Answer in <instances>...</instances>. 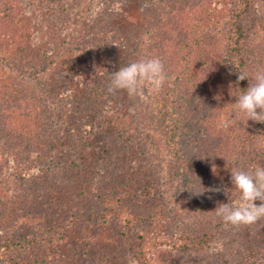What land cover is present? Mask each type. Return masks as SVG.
I'll return each mask as SVG.
<instances>
[{"label": "rangeland", "instance_id": "obj_1", "mask_svg": "<svg viewBox=\"0 0 264 264\" xmlns=\"http://www.w3.org/2000/svg\"><path fill=\"white\" fill-rule=\"evenodd\" d=\"M5 1L16 3L22 1L23 13L15 2L8 11ZM235 9L236 0H0V41L5 32L8 34L5 39H11L2 42L3 45L0 46V84L6 79H19L32 89L36 100L39 97V108L34 109L38 113H32L33 119L29 116L24 124L27 135L33 137L36 131L43 133V139H50L52 135V140L46 144H49L50 148L57 146L65 150L69 156V152L80 151L85 147L84 143L81 148L77 146L73 148L75 138H69L67 142L66 137L62 139L60 137L68 136L65 131L70 124L76 129L85 125L89 127L96 107L95 100L89 93L93 86L103 89L110 98L117 97L124 108L128 107L127 111L125 110L128 113L126 119L137 125L140 135H135L128 147L122 144L116 135L107 134L105 127H100L94 121L92 127L96 136L103 137L105 144L96 149L94 154L91 152L88 161L81 160L85 162L87 173L81 172L77 166H64L54 159L43 163L41 158L33 156L25 162L14 154L5 157L0 155V165L2 163L0 218L3 216L8 218V214L15 218L17 215L34 211V208L25 201L24 193L29 187L26 180L28 176L33 175L39 160L43 166H50L55 178L62 180L69 189H75L74 181L83 178L89 180L88 175L93 174L87 167V162L92 161V156L98 160L96 167L103 169L109 178L116 180L118 168L126 152H132L128 154L130 157L138 158L137 163L148 161L151 174L157 175L158 193L163 201L165 213V219L158 226L160 234L173 236L177 230L190 234L198 231L199 222L204 226L205 214L201 213L196 202L193 203L187 196L193 185H185L182 181L174 180L169 174L170 139L162 138L140 116L139 118L134 116L136 107L148 102L154 104L156 91L146 87L142 96H129L124 91L110 94L107 91L110 76L100 75L93 80L80 71L59 72L57 67L59 61L69 64L76 61V64H82L83 69H88L93 63L98 62L110 65L112 70H119L120 67L142 57H158L164 62V58L167 57L164 50L169 49L168 52L175 56V63L183 66L185 75H190L194 71L188 68L187 54L192 53L195 61H198V71L201 73L204 68L207 73L204 79H200L202 74L198 75L197 83L203 84L204 87L219 83L221 88V94L216 99L209 92L208 112L212 118L208 123H202L200 132L201 135L204 134L203 138L200 137L204 147L217 150L216 140L220 142L226 136H232L235 133L233 128L235 123H240L241 120L245 123L252 121L247 120L244 113L234 108L236 96L241 92L236 87L234 72L226 59L229 40L228 20ZM19 13L22 19L19 18ZM16 17V22L10 21ZM244 30L246 33L244 67L249 86L251 78L261 71L258 66L264 62V0H253L244 21ZM7 43L13 44L12 51L8 50V53L4 49ZM31 45H38L40 52L46 51L47 55L37 65H35L37 62H30L32 65L30 67L26 60L28 67L23 70L17 69L14 63L19 59L18 53L22 56L24 54V57L26 55L29 59L35 58L34 46ZM15 51L16 54L11 53ZM52 60L54 62L50 63ZM168 62L166 60V63ZM184 65L187 66V71ZM177 69V67L165 69L170 86L177 80L175 78L179 72ZM190 83L193 84V81ZM4 84L7 85L9 82ZM4 84L2 86H5ZM52 87L55 90H50ZM55 105L60 108L54 110L59 114L52 110V106ZM50 107L51 112L47 111ZM40 108L44 109L42 115L39 114ZM61 114L63 116H60ZM44 115L46 118H43ZM261 128L263 123L253 121L250 125V131L255 136L263 133L260 131ZM192 133L188 132L184 137V142L187 141L189 147L195 145L198 140ZM112 138H115L119 145L115 142L110 143ZM54 139L65 140V145L60 142L61 140L54 141V144L52 142ZM93 142L95 141L92 140ZM98 142L102 143V140L99 139ZM224 160L229 162L226 158ZM92 162L94 163V160ZM229 166L232 167V164L226 163L223 171L211 173L212 181L216 180L215 185L219 184V180L229 181L224 187L231 183ZM255 203L259 205L260 201ZM110 228L111 226L99 225L79 233L75 231L71 237L77 235V240L60 243L47 251H38V256L42 259V264H140L139 260L128 253L126 247L120 246L116 238H112ZM212 230L216 232L215 239L212 240L215 244L211 251L194 253L191 250L178 253L170 245L166 247L161 245L150 260L160 256V260L161 257L169 260L168 264H207L204 261L208 262V259L213 264H232L239 260L242 249L248 244L264 243V218L252 225L239 227L223 223L222 227H213ZM169 248L173 252L169 253ZM0 264H6L1 257Z\"/></svg>", "mask_w": 264, "mask_h": 264}, {"label": "trees", "instance_id": "obj_2", "mask_svg": "<svg viewBox=\"0 0 264 264\" xmlns=\"http://www.w3.org/2000/svg\"><path fill=\"white\" fill-rule=\"evenodd\" d=\"M13 2L15 1H5L8 11L13 7ZM252 3L253 0H236V9L228 20L229 40L226 59L234 72L236 87L241 93L248 87V79L239 81V83L237 81L240 73L248 77L244 67L246 38L244 21L250 12ZM16 4L23 13L22 1H18ZM19 18L22 19L20 13ZM15 20L17 17L10 19L11 22H16ZM7 36L8 34L6 35L5 32L0 46L3 45L2 42L11 40L5 39ZM12 45L11 43L4 45L6 53L11 50ZM31 46H34L35 58L29 59L26 55L24 57V54L22 56L21 53H18L19 59L14 63L17 69L23 70L28 65L31 67L30 62H37L35 64L37 65L47 55L46 51L40 52L38 45ZM168 50H164V55L167 57L164 58L163 64L166 70L178 68L179 72L175 77L177 80L170 86L166 79L163 87L154 94V98H156L153 99L154 104L148 102L136 107L134 116L137 118L140 116L162 138L170 139L169 174L174 180L182 181L185 185H193L187 196L193 203L196 202L200 212L205 214L204 226L199 222L198 231L190 234L179 232V230L173 236L160 234L158 226L165 219V213L163 201L158 193L157 175L151 174L148 161L137 163L138 158H134L133 155V158L130 157L128 154L132 152H126L124 160L118 168L116 180L109 178L103 169L96 167L98 160L93 159L92 156L94 163L87 162V167L94 175L89 174V180L83 178V180L74 181L75 189H69L62 183V180L55 178L50 171V166H43L44 164H40L39 160L33 175L28 176L26 180L29 187L24 193L25 201L34 208V211L17 215L15 218L10 217V214H8V218L5 216L0 218V231L2 232L0 234V257L6 264H42L38 251H47L60 243H67L72 239L77 240V235L71 237L75 231L79 233L84 229L99 225L111 226L112 238H116L120 246L126 247L128 253L139 260L140 264H144V262L146 264H168L169 260L162 257L160 260V256L150 260L161 245L165 247L170 245L178 253L191 250L194 253H206V251L213 250L211 247L215 243L212 240L215 239L216 231L212 229L213 227L220 228L224 223L216 215L215 207L220 203L238 201L240 194L231 183L224 187L229 181L219 180V184L215 185L216 180L212 181L211 173L223 171L226 163L232 164V167L229 166L231 170L237 168L248 170L257 165L264 166V123L263 128L260 129L263 133L255 136L250 131L253 121L245 123L241 120L240 123H235L233 126L235 133L233 131L232 136H226L220 142L216 140V144H214L217 150L204 147L201 142L204 134L201 135L200 132L203 127L202 123H208L212 118L208 112L210 109L209 92L216 99L221 94V88L219 83L207 87L197 83V76L202 74L200 79H204L207 73L204 68L201 73L198 71V61H195L192 53L187 54V62L188 68L192 69L194 73L185 75L182 70L183 66L175 63V56ZM189 51L194 52V50ZM16 52L11 53L16 54ZM26 60L29 62L28 65ZM166 60L169 62L166 63ZM52 62L54 60L50 61V63ZM75 62L69 64L59 61L57 70L59 72L80 71L84 76L87 78L90 76V79L93 78V80L96 76L108 77L112 72L118 71V69L112 70L110 65L98 62L93 63L91 68L83 69L81 63L76 64ZM263 63L261 62V66H258L261 71H264ZM184 69L187 71L186 65H184ZM9 80H4L2 84L9 82L7 85L4 84L5 86L0 84L3 87L2 89L0 86V116L2 115L0 117V155L2 157L14 154L26 162L28 158L35 156L41 158L43 163L54 159L64 166H77L81 172L87 173V169L84 167L86 166L85 162H81V160L88 161L90 157L88 155L91 152L94 154L96 149L105 144L103 137L96 136L92 127L94 121L100 127H105L107 134L116 135L122 144L124 143L128 147L135 135L139 134L137 125L126 119L128 107L125 109L117 97L110 98L103 89L93 86L89 93L95 100L96 107L89 127L85 125L76 129L72 128L70 124L67 126V132L65 131L68 136L60 137L61 139L66 137L67 142L69 138H75L76 142L73 148L76 146L81 148L83 143L85 145L80 151L77 150L79 151L78 155H76L77 151H73L69 152V156L65 150H61L57 146L50 148L49 144H46L50 139L52 140V135L50 139H43V133L40 134V131H36L33 137L25 133L24 124L28 121L29 116L33 119L32 113L38 107L39 97L36 100L31 92L32 89L19 79ZM191 81L193 84L190 83ZM50 90L53 91L55 88L52 87ZM52 107L53 111L60 109L56 105ZM40 109L39 114L42 115L44 109ZM47 111L51 112V107ZM43 118H46V115ZM60 125L64 124L60 123ZM198 130L200 131L198 132ZM188 132H193L192 135L198 139L196 144L191 147L187 146V141L184 142V137ZM61 139H54L52 142ZM99 139L102 140V143L98 142ZM92 140L95 142L92 143ZM115 141L116 139L112 138L109 142ZM60 142L65 145V140ZM117 144L119 145V143ZM39 152L46 153V157L43 154L38 155ZM224 157L229 162H225ZM1 166L2 163L0 168ZM53 183L54 185L51 186ZM215 186L217 187L214 188ZM211 193H216V195L213 196ZM44 200L45 202H43ZM221 247L219 246V248ZM171 248L168 250L169 253L173 252ZM242 250L239 260L232 264H264V243L253 242ZM206 258L207 255L205 260ZM204 263L213 264L210 259Z\"/></svg>", "mask_w": 264, "mask_h": 264}, {"label": "clouds", "instance_id": "obj_3", "mask_svg": "<svg viewBox=\"0 0 264 264\" xmlns=\"http://www.w3.org/2000/svg\"><path fill=\"white\" fill-rule=\"evenodd\" d=\"M166 79L164 64L158 57H142L112 72L107 91L110 94L124 91L129 96H142L146 87L159 91ZM245 79L248 77L240 73L237 83ZM251 80L249 86L236 96L234 108L244 113L247 120L264 123V71H258ZM230 179L240 194L239 200L218 204L216 215L233 227L252 225L264 218V166L233 169ZM256 201H260L259 205Z\"/></svg>", "mask_w": 264, "mask_h": 264}]
</instances>
